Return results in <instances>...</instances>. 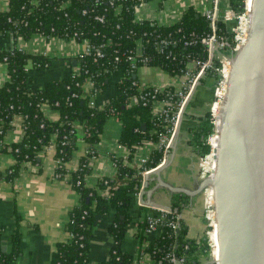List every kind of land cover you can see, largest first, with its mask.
<instances>
[{"label":"trees","instance_id":"trees-1","mask_svg":"<svg viewBox=\"0 0 264 264\" xmlns=\"http://www.w3.org/2000/svg\"><path fill=\"white\" fill-rule=\"evenodd\" d=\"M146 1L8 0L7 9L0 11V33L3 36L9 34L13 43L9 50H0V62L5 64L7 73V79L0 85V136L11 126L14 114L22 117L23 127L20 142L1 145L3 151L9 149L17 159V165L7 171L6 177L10 179L15 176L18 163L23 160L38 164L40 153L53 144V157H61L64 161L63 166L56 167L55 174L59 179L66 176L72 189L79 195L78 205L68 215L66 229L69 238L56 244L51 264H89L87 252L94 216L107 214L110 210H114V218L109 226L113 245L108 259L100 264H132V256L120 248L130 221L127 213L129 195L140 186L142 173L158 166L164 151L157 147L138 168L129 162L142 141L158 142L171 124L163 113H152L150 97H147V103H142L139 98L141 92L133 84V81H137L133 77L136 68L131 66L132 61L127 56L134 55L137 39H140L141 55L135 58L136 66H158L170 74H179L187 69L184 62L186 55L203 57L205 46L200 41L187 47L176 42L160 48L154 45V40L160 36L176 40L181 35L191 34L199 39L210 31L204 15L192 8L185 10L180 19L170 25L135 20L136 7ZM226 1L235 12L242 10V0ZM62 2L66 4L61 6ZM225 26L223 21H218V36H229ZM36 32L63 38L75 33L77 40H87L90 51L76 57L78 72L48 81L44 87L32 90L28 87L30 77L27 64L30 62L31 68L35 70L45 69L50 66L52 59L44 54L28 53L15 45L18 39H28ZM98 51L102 56L97 55ZM167 51L171 52L173 58L165 57ZM118 71H123L124 76L117 83L115 95L102 108L90 106V95L103 91L110 77ZM86 79L92 81V87L88 95H80ZM148 91L153 93L152 88ZM73 93L76 95L72 96ZM133 95L137 97V103L130 104ZM154 95L157 99L165 98L163 92H155ZM173 100L175 97H172ZM43 105L57 111L55 120L44 116ZM111 115L116 116L121 123L120 141L129 147L130 155L126 161L115 159V177L99 179L96 189L87 187L83 180L88 171L86 157L79 161L78 169L74 171L67 170L65 166L77 142L76 135L71 134L70 130L73 122L81 123L87 148L95 153L93 144L98 141L106 118ZM213 126V118L207 112L200 118L199 125L190 129L194 145L201 156L209 151L207 138L214 132ZM183 197L181 194L173 196L172 210L167 214L166 222L173 220L179 213ZM178 224L175 230L162 223L158 236L146 242L141 239L145 243L141 251L152 260L151 264H169L167 255L170 253L182 259V264H201V258L209 256L205 234L198 242L190 241L185 237L186 229L180 220ZM2 230L0 224V233ZM10 241V252H4L0 247V264H13L15 260L20 244L19 233H13ZM113 249L114 252H111Z\"/></svg>","mask_w":264,"mask_h":264},{"label":"crops","instance_id":"crops-1","mask_svg":"<svg viewBox=\"0 0 264 264\" xmlns=\"http://www.w3.org/2000/svg\"><path fill=\"white\" fill-rule=\"evenodd\" d=\"M224 3L222 18L227 10ZM8 0H0V11L6 10ZM210 0H147L135 9V20H149L159 25L176 23L182 13L192 8L198 13L209 8ZM12 39L9 34L0 35V50H9L12 47ZM17 48L31 54H45L52 59L48 68L35 70L31 63L27 64L30 81L28 87L42 88L48 81L59 80L67 77L72 72H78L77 56L86 47L84 41L65 39L60 36H46L41 33H33L28 39H18ZM135 78L140 84L157 86L159 88L177 87L184 80L182 74H170L158 66H138ZM124 72L113 74L107 87L96 93L95 106L102 108L116 93L117 83L123 78ZM7 79L6 66L0 62V85ZM213 77L208 76L201 80L186 103L184 111L174 129L173 159L170 164L161 171V178L174 185L188 189L195 187L201 179V155L198 153L191 128L200 123V118L209 112L212 98ZM136 103V102H134ZM162 104L154 102L152 113H156ZM42 112L50 120L57 118V111L48 105L42 106ZM13 124L6 128L0 136V143L11 145L20 142L23 130L21 119H13ZM76 147L72 150L70 159L66 162L67 170H73L81 159H88V171L84 174V184L95 188L99 179L116 176L115 159L123 161L128 159L130 149L121 143V123L116 116H109L103 123L98 141L93 144L94 152L89 151L85 143L84 129L81 123L75 122ZM172 141V140H171ZM157 149L153 141H142L133 153L129 164L140 167ZM165 156V159L167 158ZM144 160V161H143ZM17 165V159L8 149L3 151L0 145V224L3 230L0 233V247L4 252L11 251L10 236L18 232L20 244L16 252L13 264H51L52 253L58 242L69 238L66 224L69 211L79 203V195L72 189L65 176L62 179L55 177V162L53 150L45 149L40 153L39 163L32 164L27 160L18 163L15 176L7 178V171ZM154 169V168H153ZM136 192L129 195L128 206L129 223L126 226L120 248L128 253L133 260L143 264H151L152 260L141 250L143 241H150L160 233V229L154 231L145 228L148 217H156L162 212L172 208V198L175 194L158 186L155 175H150V180L144 185V177ZM179 220L186 229L185 237L190 241L198 242L205 234L206 224L203 218L202 193L189 197L181 194ZM114 218V210L107 214H97L91 224V237L87 258L89 264L104 263L110 254L113 240L109 234V226ZM206 258H201V264Z\"/></svg>","mask_w":264,"mask_h":264},{"label":"water","instance_id":"water-1","mask_svg":"<svg viewBox=\"0 0 264 264\" xmlns=\"http://www.w3.org/2000/svg\"><path fill=\"white\" fill-rule=\"evenodd\" d=\"M213 130V169L194 188L160 176L173 159V139L167 158L143 174V183L154 174L171 193L194 197L211 190L217 252L203 264H264V0H250L247 36L230 59Z\"/></svg>","mask_w":264,"mask_h":264},{"label":"built area","instance_id":"built-area-1","mask_svg":"<svg viewBox=\"0 0 264 264\" xmlns=\"http://www.w3.org/2000/svg\"><path fill=\"white\" fill-rule=\"evenodd\" d=\"M221 1L225 2L227 5V10L222 18L219 16L220 3ZM210 7L203 11V15L208 22L210 27V31L205 34V36L197 39L194 34L190 36L181 35L176 40L170 39L168 36H160L154 40V45L156 47L164 48L170 45L176 44V42H181L183 46H192L198 43L199 41L205 46L203 57L199 56H190L186 55L184 62L187 64V69L179 74L184 75V80L181 82V85L177 87H171L172 89L159 88L157 86H150L145 84H140L137 81H133V84L137 86L138 91L141 92L140 99L142 103H147V97H150L151 104L154 102H159L162 104L160 110L156 113H163L166 117V120L171 124L170 128L166 133L161 135L158 142H155L157 147L163 149L164 154L158 165H160L164 160L167 153V149L170 147L172 136L174 129L184 111L187 101L192 95L193 91L199 85L201 80L207 78L208 76H212L214 79V85L212 90V98L209 106V113L213 118V124L215 125L217 122V111H219L221 102L223 100L226 88V82L229 73L230 67V59L233 53L244 43L247 36L248 29V13L250 0H242V10L238 13L235 12L229 5L226 0H210ZM65 2H62L60 5H65ZM140 5V4H139ZM138 5V6H139ZM82 12H85L83 10ZM98 20H102L101 17H96ZM218 21H223L225 23V31L228 35L218 36L217 32V23ZM42 34V33H41ZM1 35V33H0ZM45 35V34H44ZM75 33L69 38L65 39H76ZM49 36V35H46ZM230 37V40L228 39ZM63 38V37H62ZM77 41H84L86 43V47L82 54H87L90 51V47L87 44L86 39H81ZM141 43L140 39H137V45L134 55L127 56L128 60L132 61V67L137 68L135 58L141 55ZM20 49V48H19ZM162 51V50H161ZM45 55V54H44ZM97 55L102 56L101 52H97ZM166 58H173L170 51H167L165 54ZM178 75V74H177ZM92 81L90 79H86L84 84H82V92L80 95H88L90 88L92 87ZM149 88L153 89V93L150 94L148 91ZM155 92L164 93L165 98L157 99L154 95ZM76 94L73 93L72 96ZM95 95L91 94L89 97V105L92 107L95 106ZM172 97H175V100L171 101ZM136 102L137 97L133 95L130 99V104ZM155 113V114H156ZM20 118L22 121V117L20 115H13V119ZM13 121V120H12ZM10 122L13 124V122ZM23 129V127L21 126ZM71 134H75V122L72 124V129L70 130ZM54 136V134H52ZM66 138V136H64ZM215 138V139H214ZM207 144L209 146V151L201 156V178L210 174L213 169L214 162V151L216 146V133L213 132L207 138ZM0 145H3V143ZM54 145L46 147V149L53 150ZM144 161V160H143ZM55 166L60 167L63 166V159L61 157L54 158ZM78 169V166L72 171ZM151 170V169H150ZM149 170L144 171L143 173ZM55 177L59 179V176L55 174ZM203 218L206 224L205 236L208 239V250L209 257H215L217 252L216 246V230H215V219H214V209H213V198L212 192L209 188H206L203 191ZM171 211L162 212L156 217H148L147 218V229L154 231L159 229L162 223L169 225L172 229L177 230L179 227L178 224V215L174 216L173 220L166 222V216ZM114 252V249L111 251ZM169 258V264H182V259H177L174 254L170 253L167 255ZM138 260H133L132 264H137Z\"/></svg>","mask_w":264,"mask_h":264},{"label":"rangeland","instance_id":"rangeland-1","mask_svg":"<svg viewBox=\"0 0 264 264\" xmlns=\"http://www.w3.org/2000/svg\"><path fill=\"white\" fill-rule=\"evenodd\" d=\"M224 8V3H223V1H221V3H220V10H219V16H221L222 15V13H223V9ZM213 82H214V80H213ZM203 195V194H202Z\"/></svg>","mask_w":264,"mask_h":264},{"label":"bare ground","instance_id":"bare-ground-1","mask_svg":"<svg viewBox=\"0 0 264 264\" xmlns=\"http://www.w3.org/2000/svg\"><path fill=\"white\" fill-rule=\"evenodd\" d=\"M219 111H217V113H218ZM217 119V118H216ZM215 139V138H214Z\"/></svg>","mask_w":264,"mask_h":264}]
</instances>
